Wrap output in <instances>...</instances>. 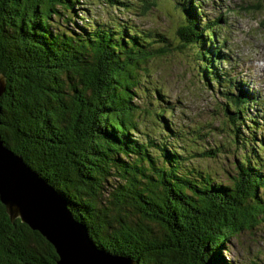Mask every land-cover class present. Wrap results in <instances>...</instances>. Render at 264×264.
<instances>
[{
  "label": "trees",
  "instance_id": "1",
  "mask_svg": "<svg viewBox=\"0 0 264 264\" xmlns=\"http://www.w3.org/2000/svg\"><path fill=\"white\" fill-rule=\"evenodd\" d=\"M160 1L0 0V139L65 199L97 248L136 264H230L228 240L264 222V101L215 70L221 17L200 21L201 0H174L173 39L112 13ZM85 12L95 21L78 26ZM191 48L202 83L225 99L226 121L206 130L220 131L213 149H191L201 130H187L183 146L173 107L149 86L154 60ZM231 150L225 178L198 164ZM57 259L0 203V264Z\"/></svg>",
  "mask_w": 264,
  "mask_h": 264
},
{
  "label": "rangeland",
  "instance_id": "2",
  "mask_svg": "<svg viewBox=\"0 0 264 264\" xmlns=\"http://www.w3.org/2000/svg\"><path fill=\"white\" fill-rule=\"evenodd\" d=\"M87 2L89 4L86 5ZM134 3L137 4L136 1ZM98 4L96 1H85L84 8L93 10L105 19L107 12ZM198 5L201 11L200 21L221 17L214 33L215 36H221L222 40H217L215 49H220L224 58L215 70H218L223 77L226 72L234 77L239 71L241 78L247 79V76H251L260 90L261 100H264V17L259 10V7L262 8L264 5L263 1L201 0ZM176 7L174 0H161L157 6L148 10L137 8V13L125 11L119 14L115 9L112 13L122 20L134 23L142 31L159 32L173 39L174 29L181 19ZM79 15L83 18L81 19ZM87 20H90V17L85 12V14L79 13L74 22L81 26L82 21ZM90 21H95V17H91ZM196 50L191 48L184 54L170 53L168 57L154 60L149 86L151 90L159 88L164 94V100L173 107L172 122L179 129L186 130L182 132L180 139H185L183 146L191 140L187 130L192 135L195 131L201 130L198 132L200 134L196 146H192L191 149H207L206 146L213 149L215 144L217 146L219 142L222 143L220 131H214L207 136L206 130L208 126L219 127L220 120L226 121L223 113L225 99L216 91L214 83L212 85L202 83ZM234 78L237 82V78ZM253 106L256 108V105ZM232 155H220L214 160L205 159L198 164L209 168L210 171L216 170L217 176L225 178L227 170L223 168L237 160ZM226 247L228 251H223L222 255L230 264H264V222L255 230L241 232L236 238L229 239Z\"/></svg>",
  "mask_w": 264,
  "mask_h": 264
},
{
  "label": "water",
  "instance_id": "3",
  "mask_svg": "<svg viewBox=\"0 0 264 264\" xmlns=\"http://www.w3.org/2000/svg\"><path fill=\"white\" fill-rule=\"evenodd\" d=\"M4 91L5 81L0 76V96ZM0 203L11 221L19 219L54 248L56 264H136L97 248L65 199L1 139Z\"/></svg>",
  "mask_w": 264,
  "mask_h": 264
},
{
  "label": "bare ground",
  "instance_id": "4",
  "mask_svg": "<svg viewBox=\"0 0 264 264\" xmlns=\"http://www.w3.org/2000/svg\"><path fill=\"white\" fill-rule=\"evenodd\" d=\"M224 43V42H223ZM222 44V43H221ZM225 49V48H224Z\"/></svg>",
  "mask_w": 264,
  "mask_h": 264
}]
</instances>
